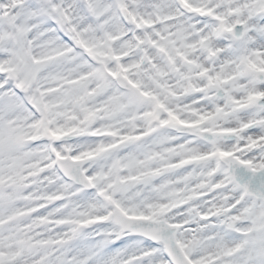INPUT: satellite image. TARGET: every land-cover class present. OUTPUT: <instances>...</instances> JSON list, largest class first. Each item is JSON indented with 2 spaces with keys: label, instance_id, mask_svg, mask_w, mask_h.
<instances>
[{
  "label": "snow or ice",
  "instance_id": "snow-or-ice-1",
  "mask_svg": "<svg viewBox=\"0 0 264 264\" xmlns=\"http://www.w3.org/2000/svg\"><path fill=\"white\" fill-rule=\"evenodd\" d=\"M0 264H264V0H0Z\"/></svg>",
  "mask_w": 264,
  "mask_h": 264
}]
</instances>
